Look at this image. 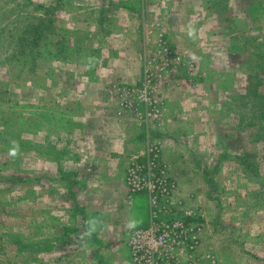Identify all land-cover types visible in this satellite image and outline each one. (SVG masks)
<instances>
[{
	"label": "rangeland",
	"instance_id": "rangeland-1",
	"mask_svg": "<svg viewBox=\"0 0 264 264\" xmlns=\"http://www.w3.org/2000/svg\"><path fill=\"white\" fill-rule=\"evenodd\" d=\"M263 97L264 0H0V264H133L153 144L201 254L264 264Z\"/></svg>",
	"mask_w": 264,
	"mask_h": 264
},
{
	"label": "built area",
	"instance_id": "built-area-1",
	"mask_svg": "<svg viewBox=\"0 0 264 264\" xmlns=\"http://www.w3.org/2000/svg\"><path fill=\"white\" fill-rule=\"evenodd\" d=\"M129 103L127 98L124 106ZM125 182L130 197L147 194L150 208L149 224L128 239L133 264H216L210 254H201L203 224L195 210H182L174 218V181L160 145L130 156Z\"/></svg>",
	"mask_w": 264,
	"mask_h": 264
},
{
	"label": "trees",
	"instance_id": "trees-1",
	"mask_svg": "<svg viewBox=\"0 0 264 264\" xmlns=\"http://www.w3.org/2000/svg\"><path fill=\"white\" fill-rule=\"evenodd\" d=\"M25 30V29H24ZM24 33H27L26 31H24L23 33H21L22 35L21 36H25V34ZM21 41H26V37H21ZM248 94H250V93H248ZM263 100H262V106H263V108H264V97L262 98ZM263 112V115H264V110L262 111Z\"/></svg>",
	"mask_w": 264,
	"mask_h": 264
},
{
	"label": "crops",
	"instance_id": "crops-1",
	"mask_svg": "<svg viewBox=\"0 0 264 264\" xmlns=\"http://www.w3.org/2000/svg\"><path fill=\"white\" fill-rule=\"evenodd\" d=\"M202 241H203V234H202Z\"/></svg>",
	"mask_w": 264,
	"mask_h": 264
}]
</instances>
